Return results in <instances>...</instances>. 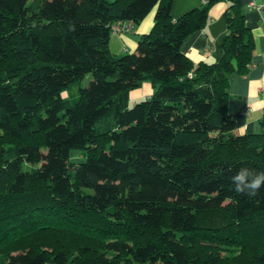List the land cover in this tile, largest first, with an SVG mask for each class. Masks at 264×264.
Masks as SVG:
<instances>
[{
    "label": "trees",
    "instance_id": "16d2710c",
    "mask_svg": "<svg viewBox=\"0 0 264 264\" xmlns=\"http://www.w3.org/2000/svg\"><path fill=\"white\" fill-rule=\"evenodd\" d=\"M171 1L0 0V264H264V186L231 179L264 172V116L235 133L227 108L252 35L227 0L220 58L194 64L183 40L217 0L177 18ZM154 6L134 51L113 54L111 25Z\"/></svg>",
    "mask_w": 264,
    "mask_h": 264
},
{
    "label": "crops",
    "instance_id": "0c3cea01",
    "mask_svg": "<svg viewBox=\"0 0 264 264\" xmlns=\"http://www.w3.org/2000/svg\"><path fill=\"white\" fill-rule=\"evenodd\" d=\"M113 1V0H108ZM244 14L245 24L253 38V50L249 70L244 75L231 74L228 87V112L235 124V133L257 132L264 116V7L260 10L248 5L250 0H237ZM264 0H257L262 2ZM205 0H172L171 16L177 18L182 13L199 6ZM227 0H217L209 8L203 28L184 38L181 51L194 64L217 61L222 54V41L226 33L224 11ZM153 10L139 24L127 32L111 33L108 46L115 55L133 52L139 35L148 33L153 25ZM124 25V23H121ZM132 91L131 97L147 96L151 92L148 83ZM143 94V95H141Z\"/></svg>",
    "mask_w": 264,
    "mask_h": 264
},
{
    "label": "clouds",
    "instance_id": "9594fccd",
    "mask_svg": "<svg viewBox=\"0 0 264 264\" xmlns=\"http://www.w3.org/2000/svg\"><path fill=\"white\" fill-rule=\"evenodd\" d=\"M231 179L237 192L249 196L256 195L264 186V172L250 168H241Z\"/></svg>",
    "mask_w": 264,
    "mask_h": 264
},
{
    "label": "rangeland",
    "instance_id": "374dc122",
    "mask_svg": "<svg viewBox=\"0 0 264 264\" xmlns=\"http://www.w3.org/2000/svg\"><path fill=\"white\" fill-rule=\"evenodd\" d=\"M155 9H156V6H154V7L151 9V11L153 10V12L155 13ZM151 11H150V12H151ZM150 12H149V13H150ZM149 13H148V14H149ZM153 15H154V14H153ZM90 79H91V74H90V73L86 74L82 80L77 81V82H74L73 84H71V85L68 87V89L65 90V91L63 92L62 95H63L66 99H68L70 102H74V101L77 99V97H78L79 88H80V87H84V86H86L87 83H88V81H89ZM140 88H142V87H140ZM140 88H138V89H140ZM141 95H143V94H141ZM140 97H141V96H137V99H139ZM134 99H136V98H134ZM12 142H17V141H12V140H11V141L9 142V144H11ZM70 154H71L70 159H71L72 161H75V160L78 159V156H79V154H80V150H78V149H72L71 152H70ZM16 242H17V241H10V242L8 243V244L13 245V246L16 247V248L14 249V251H12L11 253L16 252L17 249L20 250L21 248H17L18 246H26V245H27V244L22 245L21 243H19V244L17 245ZM46 248H47V247H46ZM0 258H1V257H0Z\"/></svg>",
    "mask_w": 264,
    "mask_h": 264
},
{
    "label": "built area",
    "instance_id": "2783aa9c",
    "mask_svg": "<svg viewBox=\"0 0 264 264\" xmlns=\"http://www.w3.org/2000/svg\"><path fill=\"white\" fill-rule=\"evenodd\" d=\"M248 5L252 8H255L257 10H260L262 7H264V1L257 2V0H250ZM132 24L130 22L125 23L124 25H121V23H113L110 27L111 33H121V32H127L131 30ZM262 102H264V97H262Z\"/></svg>",
    "mask_w": 264,
    "mask_h": 264
}]
</instances>
